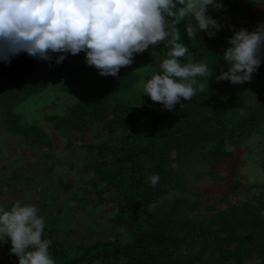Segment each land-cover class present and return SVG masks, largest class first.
Returning <instances> with one entry per match:
<instances>
[{
  "label": "trees",
  "instance_id": "16d2710c",
  "mask_svg": "<svg viewBox=\"0 0 264 264\" xmlns=\"http://www.w3.org/2000/svg\"><path fill=\"white\" fill-rule=\"evenodd\" d=\"M240 1L247 2V9L264 5V0ZM220 3L232 4L228 10L231 15L241 13L234 0ZM221 11L210 7L206 12L221 25L213 38L200 31L190 40L184 29L190 18L177 25L180 42L193 60H202L212 68L205 91H197L188 101L181 98L171 111L147 95L139 96L133 104L115 101V95L134 88L141 80L139 73L125 66L116 77L98 75L89 81L84 95L67 104L62 117H46L54 130L80 132L100 127L108 134L121 133L113 143L104 140L84 147V170L91 174L87 184L100 202L108 197L116 205L110 224L119 232L107 242L64 245L54 228L44 227L42 238L52 241L49 253L55 264H264V189L243 184L237 176L221 201L225 209L215 212L214 208L202 207L208 193L188 186L183 179L184 169L192 164L211 165L231 158L233 152L228 146L242 145L253 137L264 118V96L259 90L264 47L261 65L250 81L231 84L215 79L220 71L227 70L222 53L235 31L230 21L221 17ZM166 53L163 44L149 46L134 55L133 61L150 67L145 75L148 78L159 72V59L166 58ZM82 59L84 53L66 55L55 65L20 53L7 65L0 61L2 126L15 136L21 135L26 144L53 148L46 132L22 122L14 109L45 88L44 69L73 81ZM196 79L197 84L206 83L205 78ZM255 91L262 98L258 108L250 110L248 104ZM216 173L208 174L216 177ZM153 174L159 177L155 187L148 179ZM58 180L65 186L62 179ZM242 195L241 201L233 203ZM9 249L7 242L0 245V258L5 256L6 264H18Z\"/></svg>",
  "mask_w": 264,
  "mask_h": 264
},
{
  "label": "clouds",
  "instance_id": "9594fccd",
  "mask_svg": "<svg viewBox=\"0 0 264 264\" xmlns=\"http://www.w3.org/2000/svg\"><path fill=\"white\" fill-rule=\"evenodd\" d=\"M210 7L223 5L220 0H0V61L7 65L26 53L59 65L66 55L84 53L85 64L99 76L116 77L132 64L134 55L163 44L167 53L159 59V72L142 79L138 88L140 96L171 111L181 98L188 101L197 91H205L213 74L202 60H193L177 28L190 18L184 25L190 40L200 31L213 38L221 25L206 14ZM227 43L222 53L227 70L215 79L231 84L250 81L262 62L264 24L253 31H234ZM53 54H58L54 60ZM197 77L206 83L197 84ZM148 179L155 187L159 177L153 174ZM43 232L44 220L34 204L0 207V245L10 244L18 264H55L49 253L52 241L42 238Z\"/></svg>",
  "mask_w": 264,
  "mask_h": 264
},
{
  "label": "rangeland",
  "instance_id": "374dc122",
  "mask_svg": "<svg viewBox=\"0 0 264 264\" xmlns=\"http://www.w3.org/2000/svg\"><path fill=\"white\" fill-rule=\"evenodd\" d=\"M234 2L238 3L239 15H231L228 11L232 5L230 3L223 4L220 15L230 21L235 31L241 28L253 31L257 25L264 24V5L247 9L244 7L246 1ZM78 69V76L73 81L44 69L45 88L14 109L15 113L22 116V122L45 131L53 148L26 144L21 135L9 133L0 123V207L8 210L17 202L34 204L38 215L44 220V227L54 228L56 237L64 245L77 242L88 246L98 241L113 240L119 229L110 224L116 205L108 197L100 202L92 186L87 184L91 174L84 170L87 160L84 147L104 140L113 143L121 133L108 134L100 127L80 132L54 130L48 125L47 116L62 117L66 105L84 95L87 83L98 76L97 70L86 65L84 59L80 61ZM127 70L136 71L142 80L146 78L150 67L133 61ZM1 81L0 78V84ZM140 81L134 88L115 95L114 100L135 103L141 93L138 88ZM259 85L264 96V75L260 76ZM261 98L255 91L248 104L249 109H257ZM228 149L233 152V156L225 161L216 160L211 165L192 164L183 171V179L188 186L208 193L202 207L214 208L215 212L225 209L226 205L221 204V201L227 196L230 181L237 176L243 184H257L259 189H264V118L253 137L242 145H229ZM211 171L217 172L216 177L208 174ZM58 179H62L67 189ZM243 197L232 201L238 203Z\"/></svg>",
  "mask_w": 264,
  "mask_h": 264
},
{
  "label": "built area",
  "instance_id": "2783aa9c",
  "mask_svg": "<svg viewBox=\"0 0 264 264\" xmlns=\"http://www.w3.org/2000/svg\"><path fill=\"white\" fill-rule=\"evenodd\" d=\"M11 260V258H9ZM0 264H6L5 256L0 258Z\"/></svg>",
  "mask_w": 264,
  "mask_h": 264
}]
</instances>
